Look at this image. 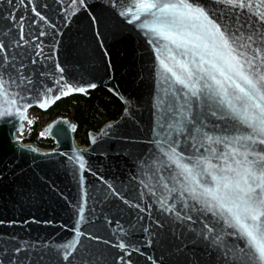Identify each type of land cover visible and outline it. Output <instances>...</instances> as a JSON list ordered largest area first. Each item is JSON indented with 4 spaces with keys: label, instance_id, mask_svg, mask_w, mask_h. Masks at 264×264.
<instances>
[{
    "label": "water",
    "instance_id": "water-1",
    "mask_svg": "<svg viewBox=\"0 0 264 264\" xmlns=\"http://www.w3.org/2000/svg\"><path fill=\"white\" fill-rule=\"evenodd\" d=\"M139 2L0 0V264H258L198 193L215 187L209 172L232 163L234 150L252 160L264 144L241 146L252 129L205 87L213 84L206 76L196 96L174 82L161 61L174 67L170 56L190 57L142 26L154 23L150 15L133 19ZM260 2L233 9L194 0L240 43L252 36L264 49ZM197 23L181 30L195 35ZM189 67L194 81L204 75ZM97 87L122 107L87 132L86 145L65 115L38 131L51 147L19 140L28 109L45 112Z\"/></svg>",
    "mask_w": 264,
    "mask_h": 264
},
{
    "label": "snow or ice",
    "instance_id": "snow-or-ice-1",
    "mask_svg": "<svg viewBox=\"0 0 264 264\" xmlns=\"http://www.w3.org/2000/svg\"><path fill=\"white\" fill-rule=\"evenodd\" d=\"M218 2L233 9L253 7L249 0ZM135 7L137 13L133 15V19L138 20L141 15H150L154 23L142 26L157 33L160 38L169 40L177 50H183L182 55L190 57L187 61H176L175 56L169 57L176 62L174 67L178 68L179 72L161 61L164 69L174 78V82L187 88L192 96H196L202 90L196 85L206 76L213 84H206L205 87L222 96L221 102L252 129V134L239 138L248 142L247 145L241 146L251 148L256 142L264 144V71L261 70L264 68V49L253 48V37H247L251 42L247 45L240 43L239 36L213 20L204 8L195 5L194 0H180L178 4L165 3L162 0H140ZM256 7L264 8V0ZM258 18L264 23V11L259 13ZM133 19L129 22H133ZM190 20L198 22V32L195 35L181 30V26H187ZM2 50L3 45H0V51ZM190 64L196 65V74L204 75L198 76L194 81ZM11 103H16L15 98ZM24 110L26 111V108ZM3 114L0 112V115ZM172 151L175 153V148ZM252 154L234 150L230 154L232 163L225 160V166L218 170L219 174L209 172L215 187L206 188L198 195L205 197L206 206L215 208L217 214L224 216L228 227L233 228L235 234L246 240L247 247L251 249L258 264H264V194L257 191L264 190V154L249 160L248 156ZM237 156L242 158L237 159ZM181 167L187 174L186 179L194 176L192 169ZM214 168V165L208 164V169ZM200 174L202 173H195ZM190 191L196 193L195 188ZM120 247L123 248L124 245L121 244Z\"/></svg>",
    "mask_w": 264,
    "mask_h": 264
},
{
    "label": "trees",
    "instance_id": "trees-1",
    "mask_svg": "<svg viewBox=\"0 0 264 264\" xmlns=\"http://www.w3.org/2000/svg\"><path fill=\"white\" fill-rule=\"evenodd\" d=\"M119 100L105 88L97 87L85 94H74L56 100L45 112L47 120L56 115L68 116L76 124L73 133L78 145H86V134L89 130H97L105 121L115 119L121 111ZM35 110V108H32ZM39 122L35 120L25 132L23 142H32L42 148L52 146L49 138L38 134Z\"/></svg>",
    "mask_w": 264,
    "mask_h": 264
},
{
    "label": "rangeland",
    "instance_id": "rangeland-1",
    "mask_svg": "<svg viewBox=\"0 0 264 264\" xmlns=\"http://www.w3.org/2000/svg\"><path fill=\"white\" fill-rule=\"evenodd\" d=\"M41 111L37 110V109H28L27 111V114H28V121L26 122V126H25V129L18 135L19 136V140L21 142H23V138H24V135H25V132L27 130H29V127L31 126V124L35 121V120H38L39 122V128H41V126L43 124H45L48 120H47V117L46 115H43L40 113ZM38 146V145H37ZM40 147V146H39ZM42 148V147H41ZM49 148V147H48Z\"/></svg>",
    "mask_w": 264,
    "mask_h": 264
},
{
    "label": "built area",
    "instance_id": "built-area-1",
    "mask_svg": "<svg viewBox=\"0 0 264 264\" xmlns=\"http://www.w3.org/2000/svg\"><path fill=\"white\" fill-rule=\"evenodd\" d=\"M36 145V144H35Z\"/></svg>",
    "mask_w": 264,
    "mask_h": 264
}]
</instances>
